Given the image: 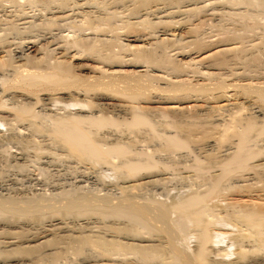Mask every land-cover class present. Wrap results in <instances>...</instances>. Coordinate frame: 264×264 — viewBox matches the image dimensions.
I'll list each match as a JSON object with an SVG mask.
<instances>
[{
    "label": "bare ground",
    "instance_id": "6f19581e",
    "mask_svg": "<svg viewBox=\"0 0 264 264\" xmlns=\"http://www.w3.org/2000/svg\"><path fill=\"white\" fill-rule=\"evenodd\" d=\"M25 4L30 9H22L19 0H0V95L10 104L0 109V121L9 125L0 139L39 146L49 137V149L59 147L84 169L109 176L105 170L110 164L113 173L122 176L108 183L110 192H83L75 198L32 191L29 197H22V192L0 193V264H59L62 257L69 260L66 264H264V106L256 100L259 96L264 100V77L238 81L232 73L239 62L235 65L233 54L224 53L243 44L238 30L258 31L253 44L260 40L264 47V0H26ZM223 13L235 16L237 25L230 20L220 23ZM203 21L214 24L204 34L195 29ZM63 27L71 33L63 35ZM200 35L210 41L207 46L201 45ZM222 74L231 77L222 79ZM39 85L46 90L36 93ZM241 92L252 97H243L249 110L243 118L236 116L237 107L244 104ZM70 94H81L87 110L81 101L75 106L79 102L75 99L61 103V95ZM35 104L47 109L49 129L37 122ZM207 111L213 112L206 122L217 129L220 139L233 136L217 148L221 158L230 155L228 161L219 167L217 158L210 161L216 170L222 167L214 173L217 179L211 191L219 189V181L228 175L239 179L236 188L241 192L227 198L228 205L236 207L233 222L209 206V193L191 191L180 198L168 194V188L169 198L140 196L147 185L156 187L169 175L152 169L154 152L143 134L157 136L160 140L155 141L164 143L161 155L167 158L174 147L185 143L182 126H199ZM64 113L69 116L61 117ZM19 149L15 161L25 163L34 156ZM203 156L205 160L208 155ZM199 161L201 167L203 159ZM231 165L245 170L239 178L231 174ZM250 184L254 187L247 189ZM131 190L141 193L132 195Z\"/></svg>",
    "mask_w": 264,
    "mask_h": 264
},
{
    "label": "rangeland",
    "instance_id": "374dc122",
    "mask_svg": "<svg viewBox=\"0 0 264 264\" xmlns=\"http://www.w3.org/2000/svg\"><path fill=\"white\" fill-rule=\"evenodd\" d=\"M22 1V2H21ZM19 2L20 3H23L24 5H23V7H22V9L23 8H25V9H28L29 8V6H28V4H25L26 3V0H19ZM26 7H28V8H26ZM32 8V7H31ZM30 9V8H29ZM33 10L35 9V8H32ZM222 16H224V17H222ZM226 16H227V18H226ZM231 16V15H230ZM230 16H228V14L226 15L225 13H223V15H221V18H223V19H221L220 18V23H225L226 24V22H227V24L229 23L230 24V22H233L232 24L233 25H237V23H238V21H236V17L234 16V17H230ZM228 17L229 18H233L232 20L231 19H228ZM225 19V20H224ZM229 20H230V22H229ZM235 22H234V21ZM222 21V22H221ZM209 22V23H208ZM205 23H207V24H205ZM210 23H212V22H210V21H203V23L201 22L200 23V26H198V28L196 27L195 29H198L197 31L199 32L200 31V33L201 32H203V34H204V32H206V31H208V30H210V28L212 29L213 27H214V24H210ZM202 24V25H201ZM234 27V26H233ZM235 27H237V26H235ZM65 27H63V28H61V33L63 34H66L67 35V33L68 34H70L71 32H69V30H70V28H69V30H66V28L64 29ZM199 28H200V30H199ZM201 28H203L202 30H205V31H202L201 30ZM62 29H64L63 31H62ZM134 29V28H133ZM136 29V28H135ZM130 30H132V28H130ZM249 31V32H248ZM235 32H237V34L239 35V37L241 36V38H242V40L243 41H241L243 44H239V48H240V46H242V48H240V50H239V52H238V49H235V50H233L232 52H230L231 50H229L228 52H224L225 53V55L227 54V55H229V54H233L232 56V58H234L235 57V59H233V61H235V65H238V62H239V67L241 68H239L238 69V66H236V73H232L233 75L232 76H235L236 78H238V81L240 80V81H244V79H246V78H248V79H251L252 77H264V47H263V45H262V43L260 42V40L257 42L258 44L256 45V44H253V41H255V39L254 38H256L255 36L257 35V32H254V31H250V30H245L244 31V33H241L240 32V30H238V31H235ZM243 32V31H242ZM63 34V35H64ZM255 35V36H254ZM242 36H244V37H242ZM263 36V35H262ZM200 37L202 38V36L200 35ZM200 38V39H201ZM203 43L201 44L202 46H207L206 44H209L210 43V41L208 40V39H206V36L204 37L203 36ZM245 39H247V40H245ZM254 39V40H253ZM256 39H258V37L256 38ZM205 40V41H204ZM238 40V39H237ZM246 41V42H245ZM252 43H251V42ZM205 42V43H204ZM250 45H249V44ZM247 45V46H246ZM253 46V47H252ZM255 46V47H254ZM260 46V47H259ZM248 47V48H247ZM252 47V48H251ZM256 47H257V49H256ZM262 47V48H261ZM244 48V49H243ZM252 49V50H251ZM262 49V51L260 52V50ZM246 50H248V51H246ZM258 50V51H257ZM237 51V52H236ZM245 51V53H243V52ZM247 52V53H246ZM255 52V53H254ZM241 55H243V56H241ZM249 55V56H248ZM237 56V57H236ZM238 56H239V59H238ZM245 56V57H244ZM248 56V57H247ZM244 57V58H243ZM47 58H49V57H47ZM46 58V59H47ZM237 58V59H236ZM242 59H244V60H242ZM244 61H246V62H244ZM240 62H241V64H240ZM251 63V64H250ZM244 64V66H245V68H244V66H242ZM248 64H249V66L251 65V67H249L248 66ZM253 65V66H252ZM191 69V68H190ZM192 70V69H191ZM241 72H239V71ZM237 72H239L240 74H237ZM236 74H237V76H236ZM223 76H226L225 78L223 77ZM230 76L231 77V75H224V74H222V79H227L228 77ZM245 76V77H244ZM251 76V77H250ZM239 78H243L242 80L241 79H239ZM0 83H2V80H0ZM1 85V84H0ZM41 86V87H40ZM43 85H39V87L37 88L39 91H35L36 93L37 92H41V91H45L46 90V88L43 90ZM42 88V90H40ZM76 87H74V89H75ZM233 90V89H232ZM48 91H49V89H48ZM201 92H204V91H201ZM245 92H248V91H245ZM245 92H241V93H238V95L240 96V98L239 99H241L242 100V103H244L242 106H243V108H241L242 106H238L237 108V115L236 116H239L238 114H240V116L242 117H244L245 115H246V117L248 116V105L246 104V100L244 101V98L243 97H251L250 95L248 96V93H245ZM52 95H57V93L56 92H53V91H51L50 92ZM246 95H245V94ZM74 95H75V97H74ZM78 94H70V96L69 95H67V96H62L61 95V98H59L60 100H62L61 101V103L63 102V99H64V101H66V102H74V99L76 100V102L77 101H79V102H77L76 104H75V106H80V105H82L84 102L82 101V96H81V94H79L78 96H77ZM57 96H59V95H57ZM2 97H4V96H1L0 95V106H2V107H0V109H4V108H7V107H9V103H7V102H9L7 99H5V97L4 98H2ZM66 99H65V98ZM68 97V98H67ZM72 97V98H71ZM76 97H78L77 99H76ZM69 98H71L70 99V101H69ZM252 98V97H251ZM58 99V98H57ZM73 99V100H72ZM80 99V100H79ZM258 99V100H257ZM7 100V101H6ZM59 100V101H60ZM84 100V99H83ZM256 100L258 101V103H261L263 106H264V100H261V98H260V96L259 97H257L256 98ZM80 101H81V103L82 104H80ZM80 105H79V104ZM242 103H240V104H242ZM6 104L8 105V106H6ZM245 104H246V106H245ZM4 105V106H3ZM67 106V105H66ZM69 106H71V105H69ZM72 106H74V104L72 105ZM34 110L36 111V112H38V114L37 115H39L38 117L39 118H37V122L39 123V124H41V126H42V128L44 129V130H46V129H49V125H50V123H51V118H46V116H44V115H47L46 113L48 112L47 111V109H44V108H42L41 106H39V105H37V104H35L34 106ZM38 107H40L41 108V110H40V108H38ZM68 107V106H67ZM83 107H85V105L83 104ZM66 108V107H65ZM241 108V109H240ZM85 109L87 110V107H85ZM61 110L62 109H60V110H58V111H60L61 112ZM72 110H74L75 111V108H72ZM239 110V111H238ZM243 110H244V112H243ZM247 110V111H246ZM236 112V109H233V112ZM39 112H40V114H39ZM46 112V113H45ZM210 112H213V111H210ZM209 111H207L206 113H205V115H204V113H202V115H201V118L200 119H203L202 120V123L200 124V125H202V126H195V127H190L189 128V126H187V125H184V126H182L183 128V130L182 129H180L181 130V132H186L184 135H185V137H184V135H183V139L185 140V143L181 146V145H179V147L180 148H178L177 146H176V148L174 147V149L175 150H173V152L171 153V154H169V156H167V158H166V156L165 157H162L163 155H161L162 153H165V152H163L164 150L162 149L163 148V145L162 144H164L163 142H160V141H155V140H160V139H158V137L156 136H154L153 134H149V136H147V134L145 135V134H143V136H145L144 138H148L149 137V139H145L146 140V142H147V140H148V144L150 143V146L152 147H150L149 146V148L148 149H152V151L154 152L153 153V155L155 156V159H153L154 161H153V163L155 164L153 167H152V169L154 170V169H158V170H154V171H161V172H164L166 175L167 174H169L168 175V178H166V180L167 181H164V183H157V185H156V187H155V185H153V186H149V185H147V187L146 188H144V189H142V194L140 195V193H141V190H139V191H136V190H131V192H133L134 191V193H131L132 195H140L141 197H143V199H150V198H161V199H165V198H169V195H167V194H165L166 193V190L165 189H168L167 191H168V194H176L174 197H176L177 195H179V197L181 198V197H183V196H185L187 193H191V191L193 192V191H197V192H199V193H201V194H206V193H209L211 196H209V197H211L210 198V200L208 201V204H209V206H211V207H213V206H216L217 208H218V210H219V215H221V217L222 216H225V217H227V221H231V222H233L234 220H237V219H235L236 218V213H235V211H236V207L234 208V207H231V206H229L228 205V201H227V198H229L230 197V195L231 194H234V193H237V192H239L238 191V189L239 188H241V187H239V188H236V186H239L240 185V182H239V179H235V181H234V177H230V176H232V175H228L229 177H227V178H224V179H222L221 180V182L222 181H224L225 179H232V181H230V180H227V181H224V182H220L219 181V183H220V185H219V183H218V185H219V189H217V190H214V191H211V185H212V183L214 182L213 180H215L216 181V179H217V177L214 175V173H216V174H218V172L220 173V169L222 170V167H220L218 170H216L219 166H222L223 165V163L222 162H226V161H228V159L230 158V155L227 157V156H224L225 158H223V156H222V158H221V155H219L218 153L220 152V150H218L220 147H222L225 143H227L228 141H230L229 139H231L233 136H231L229 139H228V137L226 138V140L225 139H223V138H221L220 139V137L218 136V133L216 132V128L214 129V127L213 126H211V124L210 123H208V122H206L208 119H210L211 117V113H210ZM44 113V114H43ZM207 113L209 114V116L207 115ZM66 116H69V114H67V113H64V114H62L61 115V117H66ZM240 116H239V118H240ZM49 117V116H48ZM52 117V119H56V117H59V116H56V115H52L51 116ZM242 117V118H243ZM165 118H169V120L171 119V117H169V115H167V117L165 116ZM205 118H207V120L205 119ZM163 119V118H162ZM166 119V120H167ZM160 121H161V119H160ZM198 121H199V119H198ZM254 121H255V119H254ZM1 122V121H0ZM203 122H204V124H203ZM206 122V123H205ZM243 122L245 123V119L243 120ZM258 124H260L258 121H256ZM2 123V124H1ZM0 123V133H4V134H6V133H8V128H9V125L8 124H6V126H5V123L3 124V122H1ZM154 123H156V124H158L157 122H154ZM256 123V124H257ZM210 124V125H209ZM110 126V125H109ZM185 126H187V127H185ZM8 127V128H7ZM211 127V128H210ZM213 127V128H212ZM7 128V129H6ZM187 128H189L188 129V131H187ZM203 133V134H202ZM187 135V136H186ZM151 136V137H150ZM154 136V137H153ZM260 136H262V135H260ZM47 137V136H46ZM95 137H97V135L95 136ZM154 139H153V138ZM258 137V136H257ZM218 138V139H217ZM236 138V137H235ZM261 138L262 137H259V139L261 140ZM47 139V140H46ZM151 139V140H150ZM223 139V140H222ZM46 140V142H44V141ZM42 141H41V143L39 142V146L41 147V145H43V147L42 148H39V146L37 145L38 144V142H36V143H26L25 145H22V146H20L19 144H16V143H13L14 141L13 140H11L10 142L7 140V141H2L1 139H0V185L2 186H0L1 187V189H0V193H3L4 194V192L6 193V192H10L11 194L12 193H17L18 194V196H20V194H21V192H22V194H21V196L23 197H26V195H27V197H29L28 195H30V196H32V192H33V195H35V193H39L40 192V194L42 195H44L45 194V196L47 197V196H52L53 194L55 195L56 193L57 194H59L58 196L59 197H62V198H75V196L77 195V194H79V193H86V194H93L94 192H96V193H102V192H105V191H107V192H110V191H112L113 189L112 188H109L110 187V185L108 184V183H116L118 180H119V178L122 176V173H119V174H116L115 172L113 173V170L112 169H110V168H112V165H107V167H109V169H107V170H105V171H110L109 172V176H107L108 174H106V173H103V172H99L98 171V173L96 172V173H94V170L90 167H88L87 169H84V168H86V167H81V165L79 164V163H81V162H78V163H76V162H74L73 161V159L72 160H70V159H67V157H66V155H65V153H63V151L61 150V149H59L58 150V148H57V146H55V147H51L52 149H49V147L51 146V142H50V139H49V137H47V138H45L44 137V139H43ZM149 140H150V142H149ZM217 140V141H216ZM256 140H258V139H256ZM13 141V142H12ZM155 141V142H154ZM163 141V140H162ZM209 142L210 141V143H212V145L211 144H205V142ZM5 142V143H4ZM50 142V143H49ZM145 142V146H147L146 143ZM156 142H158V144L156 143ZM221 142V143H220ZM225 142V143H224ZM8 143V144H7ZM43 143V144H42ZM45 143H47V144H45ZM152 143V144H151ZM155 143V144H154ZM162 143V144H161ZM223 143V144H222ZM24 144V143H23ZM48 144H50V145H48ZM139 144H141V143H139ZM138 144V145H139ZM205 144V145H204ZM258 144H260V142L258 143ZM16 145V146H15ZM46 145H48V146H46ZM137 145V146H138ZM142 145V144H141ZM141 145H139V146H141ZM152 145H154V147L152 146ZM159 146V147H157V149H156V147L155 146ZM207 145V146H206ZM212 147H211V146ZM220 145H222V146H220ZM17 146H19V147H22V149H26L25 150V152H28L27 154H29L30 156H33V157H30V159L29 160H26L25 161V163H22L20 160L19 161H15V159H14V154H15V151L17 152V151H19L20 149H19V147H17ZM24 146V147H23ZM199 148H198V147ZM205 146V147H204ZM148 147V146H147ZM48 148V149H47ZM56 148V149H55ZM153 148H155V149H153ZM195 148H197L198 149V151H199V149H200V151L198 152L197 151V149H195ZM212 148V149H211ZM218 148V149H217ZM54 149V150H53ZM179 149V150H178ZM162 151V152H156L158 155H156V153H155V151ZM166 150V149H165ZM204 150H206V151H204ZM216 150V151H215ZM21 151V150H20ZM54 151H55V153H54ZM58 151V152H57ZM61 151V152H60ZM151 151V152H152ZM59 152H60V154H59ZM59 155H58V154ZM179 153V154H178ZM186 153V154H185ZM62 154V155H61ZM64 154V155H63ZM182 154V155H181ZM184 154V155H183ZM194 154H196V156L194 155ZM197 154H199V155H197ZM201 154V155H200ZM44 155H48V157L47 156H44ZM159 155H161V158H160V160L158 159L159 157ZM177 155H179V156H177ZM181 155V156H180ZM202 155H208V156H206V158H205V160H204V158H202L203 159V161H202V159H201V157H202ZM213 155V156H212ZM214 155L216 156V157H214ZM50 156V157H49ZM154 156H152L153 158H154ZM156 156H157V158H156ZM192 156H195V158L194 157H192ZM197 156H199V157H197ZM205 156H203V157H205ZM43 157V158H42ZM198 158V160L197 161H195L197 158ZM213 157V158H212ZM219 157V158H218ZM46 158H49V159H46ZM194 158V159H193ZM215 158H217V159H215ZM221 158V159H220ZM14 159V160H13ZM158 159V160H157ZM215 159V161L216 162H218L217 163V166L219 165V163L221 164V165H219L218 167L216 166V164L214 165H212L211 163L213 162L212 160H214ZM227 159V160H226ZM34 160V161H33ZM36 160V161H35ZM42 160H45V162H42ZM46 160H50V163L49 162H46ZM52 160H53V162H52ZM170 160H171V162H170ZM194 160V161H193ZM199 160H201L202 161V166L201 167H204V168H201L199 165H200V161ZM72 161V162H71ZM209 161V162H208ZM210 161H211V163H210ZM16 162V163H15ZM156 162V163H155ZM196 162V163H195ZM22 163V164H21ZM76 163V164H75ZM196 164V165H194L193 167H191V165H193V164ZM208 163H210V165L208 164ZM19 164V165H18ZM77 164H78V166H77ZM84 164H86V163H84ZM207 164V165H206ZM225 164V163H224ZM87 165V164H86ZM94 166V168L96 167V165H93ZM199 167V169H200V171H199V169L197 168V167ZM232 166H234V165H231L230 167H232ZM195 167V168H194ZM217 167V168H216ZM124 168H126V167H124ZM197 169V170H195L196 171V173H195V171H194V169ZM213 168H215L214 169V172L213 173H211L213 170L212 169ZM232 168H234V167H232ZM77 169H80V171L79 170H77ZM92 169V170H91ZM97 168H95V170H96ZM151 169V168H150ZM151 169V170H152ZM201 169H203V170H201ZM208 169H209V171H208ZM211 169V170H210ZM76 170V171H75ZM90 170V171H89ZM112 170V171H111ZM235 170V171H234ZM83 171V172H82ZM91 171H93V173L91 172ZM148 171V170H147ZM183 171V172H182ZM240 171V172H239ZM245 170L243 169V172H244ZM78 172H79V174H78ZM86 172V173H85ZM91 172V173H90ZM111 172H112V174H111ZM198 172H199V176H196L197 174H198ZM233 172V173H232ZM232 172H231V174H235V178H237L238 176H240L239 174H243V172H242V170H238L236 167L234 168V169H232ZM80 173H82V175L80 174ZM88 173V174H87ZM187 173H191V174H194L195 175V177H194V175H190V174H187ZM203 173V174H202ZM211 173V174H210ZM239 173V174H238ZM78 174V175H77ZM91 174V175H90ZM99 174H101V175H99ZM103 174V175H102ZM105 174H106V176H105ZM114 174V175H113ZM185 174L186 175H190V177H186V178H182V176H185ZM210 174V175H209ZM77 175V176H76ZM85 175H86V177H85ZM89 175H90V177H89ZM94 175L96 176L95 178H94ZM97 175H99V176H97ZM182 175V176H181ZM211 175H213V176H211ZM238 175V176H237ZM82 176V177H81ZM111 176V177H110ZM119 176V177H118ZM179 176H181V177H179ZM201 176H203L202 178H201ZM211 176V178L209 179V177ZM234 176V175H233ZM27 177V178H26ZM78 177L80 178L79 180H78ZM84 177V178H83ZM98 177V178H97ZM104 177V178H103ZM172 177V179H170ZM200 177V178H199ZM77 178V179H76ZM85 178H86V180H85ZM92 178H94V179H92ZM212 178H215V179H212ZM239 178V177H238ZM82 179V180H81ZM98 179V180H97ZM212 179V180H211ZM76 180V181H75ZM80 180H81V182H82V185H81V183H80ZM87 181V185L85 184V181ZM96 180L98 181V182H96ZM101 181V183H100V181ZM104 180V181H103ZM169 180H171V181H169ZM175 180V181H174ZM210 180H211V182H210ZM238 180V181H237ZM20 181V182H19ZM33 181V182H32ZM38 181H39V183H38ZM44 181V182H43ZM90 181V182H89ZM95 181V182H94ZM228 181H230V182H232V183H230V182H228ZM35 182V183H34ZM56 182V183H55ZM60 182V183H59ZM71 182V183H70ZM75 182H76V185H78L77 187H76V185H75ZM78 182V183H77ZM84 182V183H83ZM102 182H103V184H108V186H106L105 185V187H106V189L107 190H105V187H104V185H101L102 184ZM167 182H169V183H167ZM237 182V183H236ZM41 183H43V185L44 186H42V184ZM97 183H99V184H97ZM176 183V184H175ZM227 183V184H226ZM235 183V184H234ZM238 183H239V185H238ZM252 183V182H251ZM51 186H50V185ZM68 184V185H67ZM85 184V185H84ZM163 184V185H162ZM223 184H225V185H223ZM256 184V186H258V184L257 183H255ZM254 184V185H255ZM70 185V186H69ZM96 185V186H95ZM101 185V186H100ZM167 185V188L165 187ZM177 186L176 188L177 189H175V187H173V186ZM179 185V186H178ZM217 185V186H218ZM228 185L230 186V185H232V187L230 188H228ZM235 185V187H233ZM21 186V187H20ZM39 186V187H38ZM46 186V187H45ZM49 186V187H48ZM57 186V187H56ZM63 186V187H62ZM80 186H82V187H80ZM86 186V187H85ZM221 186H222V188H221ZM250 186V187H249ZM35 187H37V189L35 188ZM48 187V188H47ZM53 187V188H52ZM55 187V188H54ZM96 187V188H95ZM104 187V188H103ZM111 187H113V185H111ZM154 187H155V189H154ZM165 187V188H164ZM171 187H173V189L171 188ZM247 187H249V188H247ZM247 189H252V187H254L253 186V184H250V185H247ZM258 187H260V186H258ZM3 188V189H2ZM15 188V189H14ZM36 190H35V189ZM41 189V191H40V189ZM44 188V189H43ZM60 188H61V190H63V192L62 191H59L60 190ZM63 188V189H62ZM74 188V189H73ZM75 188H77V190L75 191ZM80 188V189H79ZM53 189H55V191L53 190ZM71 189H73V190H71ZM79 189V190H78ZM91 189V190H90ZM110 189V190H109ZM164 189V190H163ZM229 189V190H228ZM21 190V191H20ZM26 190V191H25ZM34 190V191H33ZM38 190V191H37ZM53 190V191H52ZM109 190V191H108ZM30 191H32V192H30ZM51 191V192H50ZM59 191V192H58ZM169 191H170V193H169ZM26 194H25V193ZM35 192V193H34ZM93 192V193H92ZM172 192V193H171ZM241 192V191H240ZM30 193V194H29ZM161 193V194H160ZM163 193V194H162ZM24 194V195H23ZM143 199L142 200H140V201H143ZM215 212H218V211H215ZM222 224H225V223H222ZM225 225H227V224H225ZM222 226H224V225H222ZM140 231V230H139ZM191 242V241H190ZM219 243H223L224 241H218ZM221 245H224V243L223 244H221ZM224 256H226V255H224ZM228 256V255H227ZM230 256V255H229ZM70 257H71V254H70ZM75 257H73V259H74ZM59 260H61V261H59L58 263L59 264H66L67 263V261H69V260H67V259H65V258H61V259H59ZM57 264V263H56ZM68 264H69V262H68ZM72 264V263H71Z\"/></svg>",
    "mask_w": 264,
    "mask_h": 264
}]
</instances>
